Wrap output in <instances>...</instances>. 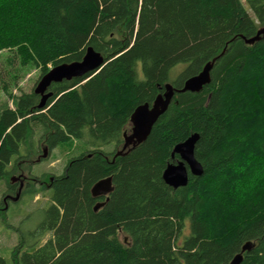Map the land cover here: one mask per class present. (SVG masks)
<instances>
[{
	"label": "trees",
	"instance_id": "16d2710c",
	"mask_svg": "<svg viewBox=\"0 0 264 264\" xmlns=\"http://www.w3.org/2000/svg\"><path fill=\"white\" fill-rule=\"evenodd\" d=\"M263 25L264 0H0L11 64L42 77L89 46L105 57L94 75L53 82L45 108L34 89L0 108V181L72 139L85 149L0 264H223L248 241L241 264H264V35L246 43ZM223 51L209 84L176 93L147 139L116 155L139 104ZM193 133L203 174L175 189L163 172ZM108 176L114 189L95 210L106 198L92 187Z\"/></svg>",
	"mask_w": 264,
	"mask_h": 264
},
{
	"label": "water",
	"instance_id": "95a60500",
	"mask_svg": "<svg viewBox=\"0 0 264 264\" xmlns=\"http://www.w3.org/2000/svg\"><path fill=\"white\" fill-rule=\"evenodd\" d=\"M263 35L264 25L257 30V33L254 36L246 38V43L253 44L256 41H259ZM224 52L225 51L207 62L199 73L187 78L181 87H177L172 83H167L164 92L158 94L151 104L148 102L139 104L134 109L130 118L131 131L124 134V144L122 148L117 151L116 155L125 154V151H129L147 139L153 125L167 110L176 93L186 91L199 92L205 87V85L209 84L214 63ZM104 64V55L95 50L92 46H89L81 60L63 62L55 65L40 78L34 89L35 93L41 95V101L38 107L45 108L49 98L52 96L49 87L53 82L82 78L89 74L90 76L94 75ZM198 138L199 134L193 133L186 140L175 145L172 154L173 156L177 154L179 158L176 162L169 163L163 172V179L169 186L175 189L186 186L189 182L190 175L201 176L203 174V166L195 156V146ZM47 155V150H44L42 157L45 158ZM19 180L21 182L18 185L16 195L13 197L7 196L11 197V200L13 201L19 199L25 183L21 176L13 175L11 177L12 183H16ZM113 189L112 176L103 178L94 184L92 187L93 196L106 198V200L100 201L94 206L95 210L99 209L105 201L108 200V196ZM253 244L254 243L251 241H248L243 245L241 252L237 253L229 263L223 264H241L244 257L243 253L249 251L253 247Z\"/></svg>",
	"mask_w": 264,
	"mask_h": 264
},
{
	"label": "rangeland",
	"instance_id": "374dc122",
	"mask_svg": "<svg viewBox=\"0 0 264 264\" xmlns=\"http://www.w3.org/2000/svg\"><path fill=\"white\" fill-rule=\"evenodd\" d=\"M10 56H12L11 51L0 52V108L13 107L12 97L35 89L41 78V71L38 67L31 63L22 65L15 61L11 64ZM5 83H7L8 90L3 88ZM34 139H38V134ZM106 148V150L112 149ZM84 150L83 145L72 139L51 149L48 155L38 162L35 161L36 156L32 158V161L21 162L20 169L7 179L0 181V254L9 263L12 262L13 249L19 240L14 228L23 225L24 229H27L41 220L42 214L38 208L47 205L50 201L48 189L52 180L50 178L62 173L69 159L78 156ZM13 175L23 177L24 190L17 201L9 199L5 203L3 202L5 195L15 196L21 182L20 180L16 182V191L12 192L11 188H8V182H11ZM32 192L34 196H31Z\"/></svg>",
	"mask_w": 264,
	"mask_h": 264
},
{
	"label": "flooded vegetation",
	"instance_id": "af4514ba",
	"mask_svg": "<svg viewBox=\"0 0 264 264\" xmlns=\"http://www.w3.org/2000/svg\"><path fill=\"white\" fill-rule=\"evenodd\" d=\"M28 178V177H27ZM50 179H52V178H50ZM40 183H41V181H39ZM15 184H17V183H15ZM48 185V184H47ZM16 188H17V185H14L12 188H11V190H12V192L13 191H16ZM16 193V192H15ZM6 196H12L11 194H6L5 195V197L3 198V202H8L9 201V199L11 198V197H6ZM6 198V199H5ZM252 249V248H251ZM251 249L249 250V251H251ZM249 251H245V252H249ZM244 252V253H245ZM244 253H243V256L245 257V255H244ZM244 257H243V259H244Z\"/></svg>",
	"mask_w": 264,
	"mask_h": 264
},
{
	"label": "bare ground",
	"instance_id": "6f19581e",
	"mask_svg": "<svg viewBox=\"0 0 264 264\" xmlns=\"http://www.w3.org/2000/svg\"><path fill=\"white\" fill-rule=\"evenodd\" d=\"M102 53V52H101ZM178 87V86H177ZM162 93V92H161ZM170 105V104H169ZM125 152H127V151H125ZM53 179V178H52ZM14 195H12V197H13ZM7 197V196H6ZM6 199V198H5ZM11 199V198H10Z\"/></svg>",
	"mask_w": 264,
	"mask_h": 264
},
{
	"label": "snow or ice",
	"instance_id": "6c2138e0",
	"mask_svg": "<svg viewBox=\"0 0 264 264\" xmlns=\"http://www.w3.org/2000/svg\"><path fill=\"white\" fill-rule=\"evenodd\" d=\"M262 180H264V177H262Z\"/></svg>",
	"mask_w": 264,
	"mask_h": 264
}]
</instances>
